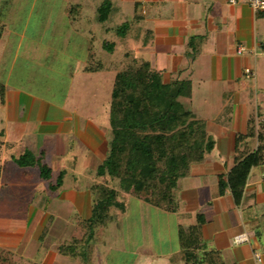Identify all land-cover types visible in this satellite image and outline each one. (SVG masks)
Instances as JSON below:
<instances>
[{
  "label": "crops",
  "instance_id": "obj_1",
  "mask_svg": "<svg viewBox=\"0 0 264 264\" xmlns=\"http://www.w3.org/2000/svg\"><path fill=\"white\" fill-rule=\"evenodd\" d=\"M32 21L38 27H50L51 38L46 42H57L58 38L59 43L71 46L69 48L78 53L83 77L104 72H113L115 76L121 59L128 53L130 59L147 61L150 74H160L165 83L176 78L190 81V96L180 98L187 102L183 103L186 108L205 120L213 145L204 153L203 160L192 164L189 173L181 178L176 198L178 211L158 208L167 215H174L168 218L173 236H165L166 230L160 226L155 244L134 248L133 261L129 264H188L182 241L195 244L199 264H264V149L249 167L241 188H233L229 182V174L240 155L255 153L262 144L258 134L264 133L261 126L264 112L259 105L248 108L241 94L249 89L248 81H253L254 87L257 85L264 93V10L254 12L247 0L236 4L226 0H0V52L12 41L7 37L9 33L18 37V48ZM113 28L119 41L103 37ZM37 39L41 42V38ZM128 41L131 45L123 49L119 59L103 61L100 57L101 50L112 54L118 48L117 43ZM240 48L243 49L238 52ZM50 51L48 47L46 52L50 54ZM69 59L71 62L61 71L70 79L68 87L77 78L78 70L76 58ZM92 59L100 60L108 68L85 71ZM0 65L5 63L1 61ZM248 68L251 76L247 75ZM0 82V163L3 167L6 164L3 151L14 146L6 126L21 122V110L28 116L24 134L33 143V148L27 150L42 161L46 153L42 145L47 138L56 139L59 134L71 138L69 152L74 150L73 138L79 142L78 153H72L73 165L82 146L85 152L103 147L105 141L99 134L103 131L101 125L96 120L94 123L76 115L74 110L70 112L65 100L47 105L45 111L41 98L29 97L23 103L17 86ZM196 91L200 100L197 109L193 98ZM207 103L212 111L203 108ZM249 125L254 127V136H245ZM18 129L16 127V131ZM240 136L244 140L236 147ZM19 169L15 174L22 183L35 176L34 167ZM37 173L40 177L39 170ZM36 191L39 196L45 193V190ZM66 193L64 197L48 198L46 211L41 210L39 204L25 205L29 211L24 215H0V253L5 251L20 258L16 264H47L45 258L49 249L47 245L42 246L45 234L46 237L49 234L47 225L36 237L40 239L36 253L40 257L32 262L23 259L30 240L24 230V219L28 216L35 221L37 218L30 224L35 227L40 225L44 215L72 223L76 202L73 191ZM22 203L25 204V199L17 196H0V204L11 208H21ZM102 245L106 251L107 243ZM51 246L58 253L53 243ZM100 262V258L95 260L96 264Z\"/></svg>",
  "mask_w": 264,
  "mask_h": 264
},
{
  "label": "rangeland",
  "instance_id": "obj_2",
  "mask_svg": "<svg viewBox=\"0 0 264 264\" xmlns=\"http://www.w3.org/2000/svg\"><path fill=\"white\" fill-rule=\"evenodd\" d=\"M111 21L112 20H110V22ZM47 26L38 27L34 24V21H32L31 26L27 29L25 39L20 42L18 48L16 46L18 37L10 33L7 34L8 39H11L13 42L10 41L7 43L0 52V64L1 61L5 63L2 67L0 65V80H3L4 83L10 86H17L21 91L23 103L24 101H28L29 97L34 96L41 98L44 101L42 104L45 107L49 104H59L65 100L66 108L70 112L74 110L76 111V115L88 118L94 123L96 120V122L99 123L98 125H101L103 131H100L99 134L101 140L105 142L103 143V147L95 151L89 149L85 152L82 146L78 154V160L76 164L73 165L72 153H78L76 151V146L79 143L77 139L73 138L74 150L69 152L67 147L69 141H71L70 137L62 134L57 135L56 139L49 137L46 139V142H44L45 145H42L46 150L43 161L52 168L51 181L56 180L60 170L65 171L61 188L56 192L48 190L49 181L43 180L38 176L37 167L32 169L35 172L33 179L22 183L15 174L19 173L20 169L14 158L18 157V155L25 150L33 148V143L30 138L26 137L27 135L24 134V122H26L28 116L26 112L24 113L23 110H21V122L18 124L9 123L7 125L8 127L6 126L10 137L9 140L14 141V146L8 147L2 154V157L6 159V164L3 167L0 163V196L2 198H8L10 196L16 198L17 196L20 199H25V204L22 203L24 206L21 208H11L5 204H0V215H24L29 211L27 206L33 207V205L38 204L41 210L46 211V201L48 198L53 196L56 197V195L64 197L67 194L66 192L73 191L74 201L76 202V213H74L72 217V223L60 218L53 219L49 218L48 215H44L40 219V225L35 227V225L30 226L31 222L34 221L32 218L30 219L27 216V218H25L26 221L24 219V230L27 232L26 234H28L30 240L26 243L27 250L23 259L32 262V260L40 257L39 254L36 255L37 245L40 240L36 237L42 227L47 225L48 230L46 233L49 232V234L47 237L45 234V241L42 245H47L46 247L49 249V254L45 258V263L81 264L75 259H70L56 253L51 245L52 243L55 245L61 238L69 237L68 233L72 227V233L74 234L76 232L74 229L77 222L80 220V216L78 217L77 215H81L83 219L90 215L92 202L90 200L91 196L89 189L92 184L99 180L96 175V167L102 162L106 155L107 141L110 137L108 109L114 75L113 72H104L103 74H90L83 77L82 73L79 71L82 59H80L78 53L72 48H69L71 46L67 47L66 44L59 43L58 38L57 42H46L51 38L49 33L50 27ZM115 28L108 34H104L103 37L108 40H118L120 37L114 30ZM37 38H41V42H38ZM116 45L118 48L112 54L108 50L103 49L100 51V48L98 49L100 51L99 55L102 57L103 61L119 59L124 51L123 49L130 47L131 44L130 41H128L126 43L122 42V44L117 43ZM48 47L52 49L50 54L46 52ZM1 57L3 59H1ZM70 57L76 58L74 61L78 63V70L75 75L77 78H75L72 86L68 87L70 79L61 71L71 62L69 59ZM248 82L249 89L241 94L242 100L247 103L249 106L248 108L253 109L256 105H259L264 112V93L260 92L261 90L258 89L257 85L254 87L253 81ZM260 83L258 85H260ZM66 95L67 98L65 99L64 97ZM193 98L194 107L196 105L197 109L200 105L197 91L194 92ZM179 99L185 105L187 104L184 99ZM203 108H205L206 111L211 110L208 103L204 104ZM46 109L47 107L45 111ZM1 111L0 107V119L2 117ZM1 127L0 123V128ZM16 127H19L17 130L18 132L16 131ZM110 182L114 188L118 190L121 189L118 179L110 178ZM37 189L45 190L44 195L39 196L36 191ZM127 200L128 202L126 203L125 201L123 210L115 208L111 213L110 225L104 239L94 242V260L91 261V264H96L95 260L97 258H100V264L131 263L133 261L131 259V252H134V248L138 246L141 247L143 244H155V240L159 237L160 231L157 230L160 226H163L162 230H166L165 236L168 234L173 236V230L170 227L168 228L170 224L168 218H174L173 214L167 215V213L160 209L131 196L128 197ZM32 201L33 203L30 204ZM11 221L12 220H10V222ZM36 221L37 218H35L34 222ZM21 225L24 226L22 223ZM22 226H20V228H22ZM105 242L108 247L106 251L102 245Z\"/></svg>",
  "mask_w": 264,
  "mask_h": 264
},
{
  "label": "trees",
  "instance_id": "obj_3",
  "mask_svg": "<svg viewBox=\"0 0 264 264\" xmlns=\"http://www.w3.org/2000/svg\"><path fill=\"white\" fill-rule=\"evenodd\" d=\"M107 68L100 60L92 59L84 70ZM1 87L0 82V90ZM190 92L188 80L176 78L165 83L160 74H150L147 61L130 59L128 53L121 59L111 89L106 155L96 167L99 180L89 189L91 212L87 218H79L74 234L55 243L60 255L81 264H91L94 242L104 239L111 213L115 208L123 210L130 196L167 212L178 211L176 198L181 178L189 173L192 164L203 160L204 153L213 145L206 132L205 120L179 99L190 96ZM245 136H254L253 126H248ZM242 140V136L236 140V147ZM258 140L262 144L257 151L240 155L230 172L229 182L233 188L244 185L249 167L260 157L264 149L263 132L258 134ZM14 160L22 168L37 167L40 177L49 181L50 191L61 186L64 172L51 181V167L31 151H24ZM110 178L118 179L121 189L114 188ZM182 247L187 263L199 264L195 244L182 241ZM19 260L12 253H0L1 263L16 264Z\"/></svg>",
  "mask_w": 264,
  "mask_h": 264
},
{
  "label": "built area",
  "instance_id": "obj_4",
  "mask_svg": "<svg viewBox=\"0 0 264 264\" xmlns=\"http://www.w3.org/2000/svg\"><path fill=\"white\" fill-rule=\"evenodd\" d=\"M226 1L229 4H236L239 0H226ZM247 3L249 4L250 8L254 12H259V11L264 10V0H247ZM241 49H243V48H240V50H238V52H240ZM246 72H247L248 76L252 75V72L249 68L246 69Z\"/></svg>",
  "mask_w": 264,
  "mask_h": 264
}]
</instances>
